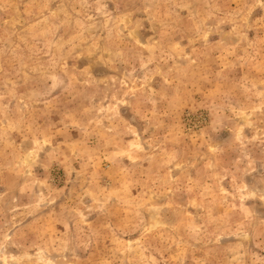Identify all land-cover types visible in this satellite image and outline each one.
Segmentation results:
<instances>
[{
    "label": "rangeland",
    "instance_id": "1",
    "mask_svg": "<svg viewBox=\"0 0 264 264\" xmlns=\"http://www.w3.org/2000/svg\"><path fill=\"white\" fill-rule=\"evenodd\" d=\"M0 264H264V0H0Z\"/></svg>",
    "mask_w": 264,
    "mask_h": 264
}]
</instances>
